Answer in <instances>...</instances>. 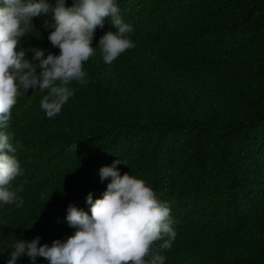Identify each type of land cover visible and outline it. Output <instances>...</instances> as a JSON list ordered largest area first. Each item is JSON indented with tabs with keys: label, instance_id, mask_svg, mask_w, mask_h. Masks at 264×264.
<instances>
[{
	"label": "trees",
	"instance_id": "1",
	"mask_svg": "<svg viewBox=\"0 0 264 264\" xmlns=\"http://www.w3.org/2000/svg\"><path fill=\"white\" fill-rule=\"evenodd\" d=\"M116 2L135 47L106 64L96 46L116 29L105 19L87 83L70 85L61 112L48 119L47 90L30 89L0 129L24 171L12 182L23 205L0 207V264L16 238L72 236L67 207L91 215L86 198L101 197L110 180L99 170L117 159L170 208L177 235L165 264H264V0ZM45 20L34 18L21 47L59 54Z\"/></svg>",
	"mask_w": 264,
	"mask_h": 264
},
{
	"label": "clouds",
	"instance_id": "2",
	"mask_svg": "<svg viewBox=\"0 0 264 264\" xmlns=\"http://www.w3.org/2000/svg\"><path fill=\"white\" fill-rule=\"evenodd\" d=\"M0 129L9 126L12 110L18 98L29 90L47 94L40 108L48 119L56 117L75 95L70 85L87 83L83 63L99 47L103 60L111 64L125 51L135 47L128 37L133 31L120 15L116 0H0ZM51 15L44 21L49 31L48 41L59 54L41 48L25 50L21 39L36 29L34 18ZM108 19L115 32L108 31L93 47L97 27L103 28ZM32 53V59L26 58ZM77 144L69 151L76 152ZM16 148L11 135L0 131V207L23 205V186L13 190L12 182L24 175L19 160L13 155ZM115 160L99 170L101 182L110 180L100 198H86L90 213L69 204L65 217L69 227L76 229L65 240L41 245L42 237L31 241L16 238L6 264H17L27 257L36 264L42 257L48 264H165L166 250L176 238L175 221L170 208L160 203L153 189L133 175H121ZM124 164V163H123ZM167 237V239H165ZM162 241L158 249L154 242ZM5 254V253H4ZM3 254V255H4Z\"/></svg>",
	"mask_w": 264,
	"mask_h": 264
}]
</instances>
